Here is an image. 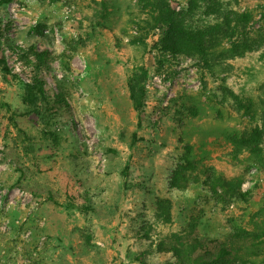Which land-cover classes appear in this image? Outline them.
Masks as SVG:
<instances>
[{"label":"rangeland","instance_id":"obj_1","mask_svg":"<svg viewBox=\"0 0 264 264\" xmlns=\"http://www.w3.org/2000/svg\"><path fill=\"white\" fill-rule=\"evenodd\" d=\"M188 1L168 0L176 12ZM232 10L252 12L250 41L261 45L264 0ZM145 18L140 0L0 5V264H170L195 239L213 255L234 250L233 262L252 258L234 232L264 217V170L242 143L254 124L228 94L259 95L264 60L206 70L161 50L163 28L145 38ZM229 43L209 45L226 53ZM141 69L136 110L128 77ZM36 82L39 114L25 100ZM174 171L182 188L169 186ZM217 175L240 178L248 199L221 203L207 186Z\"/></svg>","mask_w":264,"mask_h":264},{"label":"trees","instance_id":"obj_2","mask_svg":"<svg viewBox=\"0 0 264 264\" xmlns=\"http://www.w3.org/2000/svg\"><path fill=\"white\" fill-rule=\"evenodd\" d=\"M13 0H0V5L6 7ZM61 1V0H52ZM146 11V18L138 24L139 32L147 36V31L159 26L164 29L160 39V48L164 52L175 55H183L197 59L206 70L218 61L229 62L243 59L245 56L259 57L264 60V40L261 45H254L250 38L249 23L253 14L251 11L232 10V4L237 0H189L186 8L176 12L168 0H140ZM1 35V29H0ZM229 41L228 52L218 50V45H209L215 37ZM264 38V36H263ZM144 38H142V41ZM135 43V41H132ZM255 52V53H254ZM0 63H4V57L0 52ZM6 70V69H4ZM133 73L128 77V90L130 99L136 110L141 107L144 93L145 72ZM25 100L31 111L39 114L36 107L37 101H43L44 93L40 82L26 87ZM228 97L233 100L238 110L248 117L254 124L250 133L242 142L244 148L250 154H255L259 166L264 170V85L259 95L250 93H232ZM185 178L179 171L169 175L170 188H182ZM241 179H227L221 175L214 176L207 185L212 195H215L221 203L227 204L239 200L246 201L248 194L241 191ZM220 190V193L217 191ZM160 216L169 219L170 206L161 204ZM257 222L253 223L252 229L240 228L234 232V238L249 242L251 251L254 252L249 260L233 262L230 258L234 250L221 248L216 254L204 252L205 247L194 243L182 241L179 247L173 248L175 262L170 264H264V217L256 216ZM197 226L193 221L187 227L192 231ZM180 240V237H176ZM199 249L201 253H197ZM259 258V259H258Z\"/></svg>","mask_w":264,"mask_h":264}]
</instances>
